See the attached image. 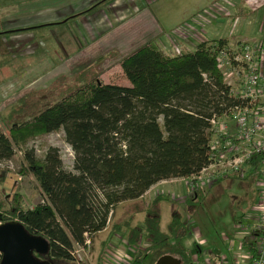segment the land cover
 <instances>
[{
    "label": "trees",
    "instance_id": "16d2710c",
    "mask_svg": "<svg viewBox=\"0 0 264 264\" xmlns=\"http://www.w3.org/2000/svg\"><path fill=\"white\" fill-rule=\"evenodd\" d=\"M212 43L221 47L225 40L165 55L149 40L119 59L126 86L103 83L90 64L58 77L51 96L38 89L18 98L17 108L0 117V161L28 139L59 130L73 156L66 169L55 147L41 158L23 150L20 172L31 174L41 199L28 209L17 194L6 206L0 200V223L14 220L43 237L48 253L35 257L75 261L72 246L82 242L83 232L106 226L108 236L119 232L110 220L115 206L140 198L160 180L196 174L211 153L209 118L236 103L227 95ZM256 161L249 162L251 173ZM155 198L164 199L160 193ZM122 222L126 226L127 218ZM167 225L160 230L159 214L149 210L142 225L128 226L127 245L144 244L132 252L130 264H154L164 254L189 264L181 242L185 223L175 215Z\"/></svg>",
    "mask_w": 264,
    "mask_h": 264
},
{
    "label": "crops",
    "instance_id": "0c3cea01",
    "mask_svg": "<svg viewBox=\"0 0 264 264\" xmlns=\"http://www.w3.org/2000/svg\"><path fill=\"white\" fill-rule=\"evenodd\" d=\"M177 1L179 0H105L101 5H104L106 14L103 10H97L94 13L77 17H75L77 15L75 13H62L56 16H53L54 14L41 15L35 19L37 22L39 21L37 24L27 26V28L38 27L34 30L32 29L29 34L30 43L35 46V53L32 55L34 58L39 57L44 60L43 57L39 56L42 51L37 53L38 48H44L43 52L47 50L46 52L49 54L47 57L45 56L46 61L53 67L52 69L58 67V60L65 58L63 63H65L66 70L63 71L65 73L61 72L62 74H70L74 70L76 71L92 64L95 70L100 73V79L103 83L126 86L129 82L123 75L118 61L122 56L146 41L153 40L163 54L173 55L180 51H193L196 44L203 41L224 39L225 44L228 45L229 41L235 40L232 37L236 34L239 36V39L235 40V42L237 41L236 43L241 41L254 42L264 38V0H180L183 3L180 10L176 9ZM69 14L79 19L78 26L75 23L66 22V16ZM11 24L7 27H0V53L5 55H13L15 49L11 46V42L16 39L15 37L20 36L15 35L13 31L24 29L23 25L12 28ZM55 24L59 25L57 36L51 32L54 28L51 29V25ZM43 25L49 27L47 28L48 44L45 38L37 37L41 36L40 27ZM75 26L78 27L77 30H74ZM64 27L67 28L63 29ZM24 35L27 36L28 33L25 32ZM241 36L243 37L241 38ZM245 36L250 38L245 39ZM230 38L232 39L230 40ZM50 42L53 44L52 46ZM54 53L58 54L57 58ZM17 57L19 62L24 58L23 56ZM4 65L1 66V71ZM111 73H119V76L115 74L116 77L111 79ZM249 166L248 164L245 177L241 181H246L249 178L253 181V189L251 190L253 197L248 203L249 208H253L257 204L259 195L254 174L255 170L251 173ZM232 180H237V178L232 175L220 177L212 185L202 189H208L206 192L213 200L217 191L220 190L218 186H229ZM160 183H170L167 184L170 187L166 186L165 188L169 189L167 191L173 197H175L173 191H178L179 189H183L186 196L183 178L163 179L155 184L159 185ZM241 183L243 184V182ZM199 192L186 198L185 201L189 204L201 201ZM152 197L150 199L148 196L150 203L146 212L155 210L159 214L160 221L161 214H163L167 206V200L163 198L160 200L155 198L154 195ZM165 197H168V195ZM234 197L236 198L237 196L235 195ZM244 215L240 218H233L232 222L227 220L226 233L219 235L212 243H207L202 239L209 246L211 252L226 255L230 260L233 255L240 252V246L244 243V237L241 233L242 231L247 232L254 221L251 216L245 219V223L249 227L241 231L237 227V222ZM126 218L127 216L123 219ZM123 219L118 223L119 232H123L122 235L118 232L109 236L106 234L98 242L99 250L105 239L114 238V242L120 239L126 241L122 237L123 234L124 237H127L128 226H135L136 224L127 222L125 226V223L122 222ZM192 225L189 226L190 230L193 228L194 237L192 238V232L189 231L188 225L185 223L187 231L181 238L183 246L190 253L193 252L192 245L195 237L201 239L197 234L198 227ZM106 227L98 231V233L105 232ZM121 228L123 231H120ZM159 229L162 230L160 223ZM228 243H231V246L233 245L231 250L227 247ZM119 249H122L121 245ZM209 250L207 249L208 252H210Z\"/></svg>",
    "mask_w": 264,
    "mask_h": 264
},
{
    "label": "rangeland",
    "instance_id": "374dc122",
    "mask_svg": "<svg viewBox=\"0 0 264 264\" xmlns=\"http://www.w3.org/2000/svg\"><path fill=\"white\" fill-rule=\"evenodd\" d=\"M99 1L100 0H0V27H7L12 23V28L14 26L19 27L22 25L24 28L18 32L15 30L13 31L15 32V35H20L15 37L16 39L11 42V46L15 49L13 55L0 53V68L5 64L2 67V71L0 70V117L4 116L10 108H17L16 101L23 95L28 96L29 94L38 91V89H43L46 92L48 91L51 96L49 90L54 87L58 77L72 76L75 72L84 68L77 69L76 71L74 70L70 74H62L65 73L63 71L66 70L65 63H63L65 58L58 60V67L52 69L53 67L46 61V57L49 54L46 52L47 50L43 52L44 48H38L39 50L37 51V53L42 51L39 56L43 57L44 60H41L39 57L34 58L35 46L30 43L31 39L29 34L32 29L34 30L38 27L27 28V26L37 24L39 21L37 22L35 19L41 15L48 16L54 14L53 16H56L57 14L62 13H75L77 14L75 17H77L79 15L94 13L97 10H103L106 14L104 5H101L105 0H102L100 3ZM182 6L183 3L180 0L177 1L176 9L180 10L182 9ZM91 9L93 10L91 11ZM70 14L66 16V22L75 23L76 26H78L80 22L79 19H76ZM43 26L40 27V30L42 31L41 36L37 37L45 38L48 44L49 36L47 35V28L49 27H46V25ZM58 26L59 25L57 24L51 25V29L54 27L51 32L55 34V36L58 35ZM76 26L75 28L73 27L74 30L78 29ZM66 28L67 27H64L63 29ZM25 32L28 33L27 36L24 35ZM242 37L243 36H241V38ZM232 38L237 40L239 39V36L236 34ZM232 38H230V40ZM249 38L250 37L245 36V39ZM235 40L229 41L228 45H225L230 50H235L236 45L238 44ZM29 44L31 45L29 46ZM50 45L52 46L53 44L51 43ZM25 55L27 56L24 57ZM17 56H23L24 58L19 62ZM54 56L57 58L58 54L54 53ZM115 74L119 76V73H111L110 78H115ZM66 78L70 79L69 77ZM50 83L52 84L49 85ZM48 147L57 148L63 167L70 169L73 155L71 149L63 139L62 131L59 130L28 139L24 145L14 149L13 155L10 158L0 161V200L5 206L9 204L12 196L15 194L20 196V206L22 209L31 208L40 201L41 196L31 174H22L20 172L23 166L22 152L25 149H32L35 157L41 158ZM241 182H243V184ZM164 184L165 183H160L159 185L156 184L154 186V188L163 190V197H165L164 191L169 190L165 187H170V185H167L170 183ZM218 188H220V190L217 191L216 197L213 200L206 192L208 189H201L199 192L201 201L193 204H189L186 201L180 202V199L185 197L183 189L173 191L175 196L174 200L173 198H164L167 200V206L163 214H161L159 221L162 230L164 231L167 229V224L169 223L170 218L176 215L179 223L180 221H185L188 225L189 231H191L189 225L193 224L192 226L198 227L197 234L207 243H212V241L216 240L219 235L225 234L227 220L232 222L233 218H240L243 214H246L251 210L252 207L249 208L250 206L248 203L253 197L251 191L253 189V181L250 178L246 181L237 179L232 180L229 186L219 185ZM153 193L154 190H151L149 194L142 195V198L138 200L129 201L115 206L110 220L118 224L125 216H127L129 223L132 222V224L142 225L146 209L150 203L148 196L150 199L153 198ZM235 195L237 196L236 198L234 197ZM209 199L211 200L209 201ZM109 218L110 216L108 215L107 219L109 220ZM120 231H123V229L121 228ZM118 233L122 235L123 232ZM106 234L108 233L95 232L92 234L88 255L91 264L100 263L98 258L99 254H97L98 251L99 253H102L105 249H119L121 245L122 249H119L120 251L127 254L131 252V250L125 246L124 242L121 241L122 244L120 243L121 239L114 242V238L107 239L105 244L101 246L99 250L98 242ZM122 237L126 240L124 234ZM193 237L194 234L192 232V238ZM137 244L144 246L141 242ZM44 260L49 262V264H77L75 261L60 258L50 259L46 257ZM85 262L86 261H84V263ZM84 263L83 260L82 262H78V264Z\"/></svg>",
    "mask_w": 264,
    "mask_h": 264
},
{
    "label": "built area",
    "instance_id": "2783aa9c",
    "mask_svg": "<svg viewBox=\"0 0 264 264\" xmlns=\"http://www.w3.org/2000/svg\"><path fill=\"white\" fill-rule=\"evenodd\" d=\"M210 45L217 69L227 87V95L236 103L226 106L220 115L213 114L209 118V129L213 132L209 142V161L196 174L183 178L186 196L180 202L212 185L217 178L232 175L243 179L252 158H257L254 174L259 199L237 222V227L242 231L249 227L245 219L251 216L254 220L250 229L241 233L244 243L238 254L230 260L226 255L211 252L204 240L195 237L189 264H264V38L254 42H238L235 50H230L226 45ZM155 185L150 186L144 194H149L151 190H154V195L162 194L163 190L154 188ZM164 193L174 199L169 191ZM91 236V233L83 232L82 242L72 246V255L77 264L82 260L83 263L86 261L84 264H91L88 259ZM121 241L131 252L127 254L118 248L105 249L100 255L99 264H130L132 252L140 245L129 246L126 241ZM227 247L231 250L233 245L228 243Z\"/></svg>",
    "mask_w": 264,
    "mask_h": 264
},
{
    "label": "water",
    "instance_id": "95a60500",
    "mask_svg": "<svg viewBox=\"0 0 264 264\" xmlns=\"http://www.w3.org/2000/svg\"><path fill=\"white\" fill-rule=\"evenodd\" d=\"M48 250V243L43 237L28 233L18 222L11 220L0 223V264H49L34 256H44ZM154 264L181 262L177 257L164 254Z\"/></svg>",
    "mask_w": 264,
    "mask_h": 264
}]
</instances>
